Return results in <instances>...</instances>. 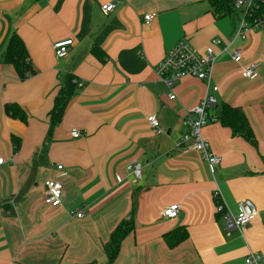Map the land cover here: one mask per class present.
<instances>
[{
	"label": "crops",
	"instance_id": "crops-1",
	"mask_svg": "<svg viewBox=\"0 0 264 264\" xmlns=\"http://www.w3.org/2000/svg\"><path fill=\"white\" fill-rule=\"evenodd\" d=\"M238 13L215 16L210 0H0V264H245L249 253L264 255V28L229 45ZM15 35L33 71L24 80L6 61ZM70 39L68 57L57 59L54 44ZM181 40L202 54L214 49L217 92L193 77L173 88L161 81L156 67ZM255 62L259 78L245 79ZM69 75L82 85L51 131ZM207 95L217 104L202 137L222 158L213 173L199 152L177 146L187 113ZM13 104L26 122L6 114ZM226 105L243 113L250 139L220 120ZM153 115L163 134L150 127ZM73 129L85 135L74 139ZM137 164L141 180L127 169ZM48 181L63 188L58 208L44 202ZM243 201L258 214L243 233L229 232L224 214L237 216ZM174 205L178 217L165 218ZM131 216L134 231L110 263L104 245ZM167 235L181 241L171 246Z\"/></svg>",
	"mask_w": 264,
	"mask_h": 264
},
{
	"label": "built area",
	"instance_id": "built-area-1",
	"mask_svg": "<svg viewBox=\"0 0 264 264\" xmlns=\"http://www.w3.org/2000/svg\"><path fill=\"white\" fill-rule=\"evenodd\" d=\"M257 0H235V6L238 11H242V20L239 23V27L229 45H232L238 39H245L248 32L252 30L264 28V13L257 16L255 13L259 7L256 4ZM264 2V0H262ZM115 3H106L102 6L103 12L110 14L114 11ZM145 21L148 24L154 15H146ZM220 40H214L213 45H220ZM74 45V41L61 40L54 44V55L57 59H63L68 57L71 47ZM228 45V46H229ZM227 50V49H226ZM242 54L239 50H234L233 59L235 62L240 63L242 61ZM217 60V55L213 48H208L205 53H199L195 50L187 40H181L176 47L170 51L161 63L156 67V73L169 88H173L177 81H180L187 77H193L207 83L209 89L213 92H217V87H211V78L213 68ZM260 63H251L249 66L243 69L242 76L245 79L254 81L259 78ZM81 82H78V86H81ZM171 100L176 99L174 94L170 96ZM217 104L214 97L207 95L200 105L191 109L186 116L185 124L188 129V133L182 138L180 143L177 145L179 148L184 147L191 151L199 152L204 160L208 163L212 173L214 168L221 164L222 158L215 156L210 151V145L202 137V129L205 128L214 119L211 118L209 111L212 107ZM148 123L152 130L156 134H163L160 122L158 118L153 115L148 117ZM85 133L78 129L71 131V136L74 139L83 137ZM4 164V159H0V166ZM63 166H58V170H62ZM132 172L135 179L141 180L143 178V170L140 164L131 165L127 167ZM46 195L44 202L46 205L52 208H58L62 203V186L54 181H48L45 184ZM217 199L218 211L222 212L225 206L222 202L219 192L215 193ZM239 213L237 216L230 214H224L227 230L229 232L243 231L248 225L255 219L258 212L255 205L251 201L240 202ZM180 207L178 205L171 206L165 209L164 216L167 219H175L179 215ZM78 217L83 216V212L77 213ZM245 264H264V255L249 253L246 257Z\"/></svg>",
	"mask_w": 264,
	"mask_h": 264
},
{
	"label": "trees",
	"instance_id": "trees-1",
	"mask_svg": "<svg viewBox=\"0 0 264 264\" xmlns=\"http://www.w3.org/2000/svg\"><path fill=\"white\" fill-rule=\"evenodd\" d=\"M210 4L214 15L218 17L234 16L240 12L237 10L234 0H210ZM256 4L259 9L255 13L259 16L264 13V2L262 0H257ZM6 61L15 66L22 80L27 78L26 75L28 73L33 72L29 63V55L26 46L22 39L17 35L10 39L6 53ZM77 87L78 82L75 81V78L71 75L67 76L62 88L55 98L53 109L49 113L51 131L62 122L66 109L77 92ZM5 111L7 115L17 118L22 122L27 121L25 112L18 105H7ZM219 118L224 124L231 127L233 134L243 136L247 139L251 138L248 123L239 109L226 105L220 112ZM19 141L20 139L18 138L14 139L17 149L20 147ZM133 231L134 218L131 216L129 219L123 220L111 234L110 240L104 245V250L110 263L115 262L123 240ZM181 233L183 237L181 239H184L186 237L185 230ZM166 239L171 246H174L181 241V239L178 241L174 238H170L169 235H167Z\"/></svg>",
	"mask_w": 264,
	"mask_h": 264
},
{
	"label": "rangeland",
	"instance_id": "rangeland-1",
	"mask_svg": "<svg viewBox=\"0 0 264 264\" xmlns=\"http://www.w3.org/2000/svg\"><path fill=\"white\" fill-rule=\"evenodd\" d=\"M240 16H241V14H239L233 18V23L236 24L237 28L239 27V23H240ZM241 18H242V16H241Z\"/></svg>",
	"mask_w": 264,
	"mask_h": 264
}]
</instances>
